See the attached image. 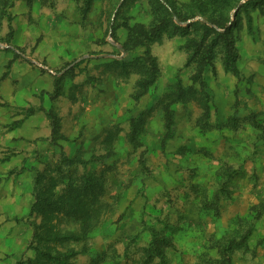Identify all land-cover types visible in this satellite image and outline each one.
I'll use <instances>...</instances> for the list:
<instances>
[{"label":"rangeland","instance_id":"1","mask_svg":"<svg viewBox=\"0 0 264 264\" xmlns=\"http://www.w3.org/2000/svg\"><path fill=\"white\" fill-rule=\"evenodd\" d=\"M152 1L0 0V82L32 89L15 109L0 89V264H264V0H160L191 40L228 30L240 78L221 45L198 77L174 24L135 44ZM143 58L159 77L137 99Z\"/></svg>","mask_w":264,"mask_h":264},{"label":"trees","instance_id":"2","mask_svg":"<svg viewBox=\"0 0 264 264\" xmlns=\"http://www.w3.org/2000/svg\"><path fill=\"white\" fill-rule=\"evenodd\" d=\"M92 1L93 0H88L89 7L91 6ZM210 3H212V0H210ZM152 4H153L152 7H153L154 17L150 27L146 28L144 25L138 24L130 28L132 31L131 40L135 42V44L138 42L141 44H146L145 43L146 41L152 42L155 39L160 38L162 34L166 32L172 24H174L173 15H175L176 13L178 15V18H180L179 13H177L175 8H173V11H170L160 0H153ZM217 4L220 5L221 9L223 10L224 8L229 6V1L219 0V3ZM216 12L209 19L210 22L215 24L217 27L225 28V25L227 23L226 19L224 18L222 13L219 16H217ZM8 21H9V29H10V32L8 34L10 35L13 28L10 18H8ZM203 28H204V33L201 39L199 41H196L190 39L189 37L190 30L188 28L174 24L175 31L173 33L182 35L183 37L187 38V43L185 45V48L191 54L190 59L188 60V64L191 62L197 64L196 74L198 77H200L212 64V58L214 57V50L216 46L221 45L222 52L224 54V64L226 71L231 72L234 76L240 78L241 71L238 66L240 54L236 50L234 40L228 37L229 31L227 30L225 32H221L208 25H204ZM143 60L144 63L142 67L143 68L142 73L144 77L138 81L139 90L138 93L136 94L137 99H139L141 96L147 93L149 88L156 83L159 77V68L155 59L149 61V59L143 58ZM185 92H186L185 90L181 89L180 92L178 93L176 101H179V99L183 96ZM188 92H193V88L189 87ZM166 112L168 118L167 127L170 128L172 123V115H171L172 111L168 107L166 109ZM48 116L52 122V129H53L52 135L54 137H57L60 134V129H61L60 118L59 116L52 115L50 113H48ZM46 202L47 204L45 202L42 204L38 202L35 204V207L44 205L47 206L48 207L47 209L50 211L56 209V207L54 206L58 205V204L49 203L48 200H46ZM64 202L67 203L59 204L60 205L59 207L60 209L67 211L71 209L75 204L73 197L70 200L65 199ZM63 238L68 239L73 237L65 236ZM246 238L247 235H244L240 239L239 243H237V247L243 246V242H245ZM235 243H236L235 239H232L228 245L229 247L226 246L224 250L227 251L228 248H232L231 246ZM152 247L153 248H150V252L155 251L157 254H160V252L157 251L158 247H156L154 243L152 244ZM222 254H225V252L223 251ZM42 256H45L47 261L53 262L55 264H68L67 263L68 255H64L62 253H57L56 255H52V253H49V251H43Z\"/></svg>","mask_w":264,"mask_h":264},{"label":"crops","instance_id":"3","mask_svg":"<svg viewBox=\"0 0 264 264\" xmlns=\"http://www.w3.org/2000/svg\"><path fill=\"white\" fill-rule=\"evenodd\" d=\"M21 69L25 70V69H28V67H26V65H24V63H21L20 65L18 64V66H16L13 70H21ZM9 77H10V75L8 76V78H6V80L0 82V89H2V96H3V100H4V101L3 100L2 101L8 102V105H7L8 109H15L14 106L17 104L16 102H20V99L18 98V94H20V96L22 98H24L27 94H30L32 92L31 91L32 89L27 84L28 83L27 80L29 78L27 75H24V76L20 75L18 77L17 84L15 86H13L16 88L14 89L13 87H11V89H10L8 86H12L13 80L9 79ZM21 88L24 89L23 93H20V91H19ZM3 108L4 107L0 106V118H4V120H8L9 118H7L8 116H5ZM37 115H38V113L36 114L35 117H37ZM33 117L34 116L28 118L26 120V123L27 122L31 123Z\"/></svg>","mask_w":264,"mask_h":264}]
</instances>
